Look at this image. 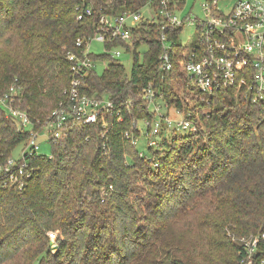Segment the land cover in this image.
I'll use <instances>...</instances> for the list:
<instances>
[{
    "label": "trees",
    "instance_id": "16d2710c",
    "mask_svg": "<svg viewBox=\"0 0 264 264\" xmlns=\"http://www.w3.org/2000/svg\"><path fill=\"white\" fill-rule=\"evenodd\" d=\"M82 1L94 12L78 20ZM144 2L0 0V94L17 86V103L33 118H47L70 83L67 54L77 50L76 40L94 35L101 14ZM161 25L142 23L147 50L143 61L134 54L130 73L110 61L82 87L119 103L132 99V113L126 105L124 120L105 137L100 124L71 128L52 142L51 158L31 159L39 172L22 190L0 174V264H238L239 239L251 235L260 237L257 260L264 264V98L254 101L235 87L202 97L177 54L171 55L172 68L162 69ZM177 32L171 36L179 47ZM150 81L193 122L195 110L186 99L187 90L194 92L204 125L195 132L166 129L140 155L125 131L139 133L133 118L151 119L141 98ZM26 137L0 110V165ZM110 186L102 199L101 190ZM176 219L181 227H174ZM51 231L58 232L56 253Z\"/></svg>",
    "mask_w": 264,
    "mask_h": 264
},
{
    "label": "built area",
    "instance_id": "2783aa9c",
    "mask_svg": "<svg viewBox=\"0 0 264 264\" xmlns=\"http://www.w3.org/2000/svg\"><path fill=\"white\" fill-rule=\"evenodd\" d=\"M221 0H208L204 4L206 18L189 24L196 26V37L189 44H184L181 34L185 23L190 17L182 16L181 0H145L143 4L133 9H125L119 13H103L99 16L94 35H88L76 40L77 50L67 54L71 62L70 83L63 91V99L47 118L35 119L28 110L18 104L20 89L12 85L8 91L0 94V110L13 120L17 130L26 134L21 157L15 159L10 155L7 161L0 165V174H4L6 183L19 190L24 189L29 178L38 174L39 170L31 162L40 153L41 144L38 139L48 136V142H56L66 135L76 125L100 124L101 135L105 137L114 122L124 120L123 109L126 106L132 113L133 101L124 103L114 101L108 94H87L82 90L87 76L97 70L98 65L107 61H117L124 52L135 54L146 44L141 43L140 28L142 23L162 22L160 29L161 53L160 67L172 68L171 55L177 54L178 65L189 82L203 96H211L227 87H235L245 92L246 97L253 100L264 97V0H230L233 5L228 12L219 6ZM223 1V0H222ZM227 1V0H225ZM149 10V15L143 13ZM77 19L84 20L93 15V5L82 1L76 5ZM175 31L180 40L179 47L171 34ZM100 42L104 46L102 53H96L93 45ZM116 43H120L117 45ZM137 43V44H136ZM94 56H107L97 59ZM150 81L141 91L143 106L151 119L133 118L131 127L139 131H125V137L138 148V138L143 135L147 146H156V136L164 130L176 128L181 132H195L196 126L192 119L178 108L170 105L162 90L154 87ZM256 96L254 98V96ZM166 109V110H164ZM166 112H164V111ZM171 111L180 115L173 118ZM143 122V126L139 122ZM106 145H104L105 148ZM140 155L143 152L139 150ZM102 189L104 199L111 191ZM51 240L56 239V233L49 232ZM264 237V234L262 235ZM259 235L241 237L243 253L238 264H258L257 251Z\"/></svg>",
    "mask_w": 264,
    "mask_h": 264
},
{
    "label": "rangeland",
    "instance_id": "374dc122",
    "mask_svg": "<svg viewBox=\"0 0 264 264\" xmlns=\"http://www.w3.org/2000/svg\"><path fill=\"white\" fill-rule=\"evenodd\" d=\"M208 0H184V5H183V9H182V16H187V17H190V20H188L186 23H185V26L183 28V32L181 34V39H182V42L184 44H187L189 45L196 37V26L195 25H192V24H189V22L191 21H194V24L198 21V20H203L206 18V10L204 8V4L207 3ZM233 5V1H230V0H221L220 3H219V6L222 7V9L225 11V12H228L231 7ZM143 13L145 15H149V10L148 9H144ZM104 46L102 43L100 42H96L94 43L93 45V50L96 52V53H102L104 51ZM147 50V46L143 45L139 48L138 50V53L140 55V60L143 61V58H144V53L146 52ZM121 63L124 65V67L126 68L127 72L130 73L131 69H132V66L134 64V55L133 54H130V53H127V52H124L121 59H120ZM109 61H107V65H108ZM106 69V65L105 64H100L98 65L97 67V71L99 74H102L103 71ZM187 96L188 98L186 99V101L188 103H190V105H193V109L195 110L194 111V115H195V126H196V131H198L200 128H201V124H202V128H203V125H204V122L202 121L201 119V115L204 113V108H200L198 105H196V102H195V97L196 96H193L194 95V92L190 91V90H187ZM203 97V95H201ZM243 96H245V92L243 91ZM254 96V95H253ZM206 97V96H204ZM256 96H254L255 98ZM249 99H251L250 97H248ZM264 98V97H263ZM258 99H262V98H258ZM257 99V100H258ZM256 101V100H254ZM199 108V109H198ZM199 110V113L196 112V110ZM166 110V109H164ZM163 110V111H164ZM166 112V111H164ZM6 116V115H5ZM171 116L173 118H180L181 116L176 114L175 112H172L171 111ZM176 122L173 123V126L172 128L176 127ZM139 125L140 126H143V122L140 121L139 122ZM171 129V128H170ZM166 134V132H162L161 134L157 135L156 136V139L158 140V142H160L163 138V136ZM48 140V136L47 135H44L42 137H40L38 139V142L41 144V148H40V153L41 154H44V155H51L52 154V146L51 144L47 141ZM138 141H139V144H138V149L142 152H146L147 151V141H146V138L145 136L141 135L139 138H138ZM23 148H24V143H22L21 145H19L18 147L15 148V150L13 151L12 153V157L15 158V159H18L21 157V153L23 151ZM175 211H186V209H182V208H179L178 210H175ZM174 223V227H177L179 225V227L182 226V220H178L176 219V221L173 222ZM55 232L56 234L58 233L57 231H53ZM228 235L231 236V232L228 231ZM237 237L235 236H232V240H236ZM51 250L53 251V253H56L58 251V246H57V242L55 240H53L51 242ZM8 264H12V263H8Z\"/></svg>",
    "mask_w": 264,
    "mask_h": 264
}]
</instances>
